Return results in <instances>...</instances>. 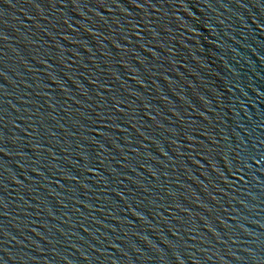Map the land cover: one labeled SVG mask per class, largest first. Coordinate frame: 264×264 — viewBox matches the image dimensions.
Returning a JSON list of instances; mask_svg holds the SVG:
<instances>
[{
  "label": "water",
  "instance_id": "water-1",
  "mask_svg": "<svg viewBox=\"0 0 264 264\" xmlns=\"http://www.w3.org/2000/svg\"><path fill=\"white\" fill-rule=\"evenodd\" d=\"M0 264H264V0H0Z\"/></svg>",
  "mask_w": 264,
  "mask_h": 264
}]
</instances>
